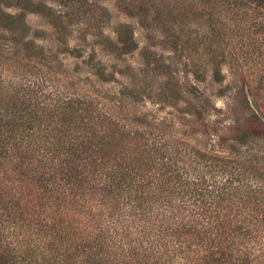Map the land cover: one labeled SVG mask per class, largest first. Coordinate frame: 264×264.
Returning <instances> with one entry per match:
<instances>
[{
	"label": "rangeland",
	"instance_id": "374dc122",
	"mask_svg": "<svg viewBox=\"0 0 264 264\" xmlns=\"http://www.w3.org/2000/svg\"><path fill=\"white\" fill-rule=\"evenodd\" d=\"M32 2L42 12L27 11L25 32L11 34L0 24V80L33 84L49 96L94 98L129 133L139 129V138L145 133L161 151L141 170L153 182L140 194L144 201L110 178L107 163L89 166L85 179L75 182L76 215L104 241L111 263L193 264L205 258L209 264L223 253L220 264H264V211L236 201L205 213L198 195L181 202L154 181L165 161L189 171L192 189L196 183L212 193L214 182L224 180L205 164L196 167L191 158L197 154L244 166L259 183L264 179V131L256 137L246 132L264 121V11L238 0ZM127 27L136 49L122 54ZM136 139L119 148L127 158L120 169L136 168L127 174L129 182L137 173L139 179ZM37 140L43 143L44 136ZM12 154L17 162L20 156ZM222 219L231 220V231L245 226L241 236L219 244L209 230Z\"/></svg>",
	"mask_w": 264,
	"mask_h": 264
},
{
	"label": "trees",
	"instance_id": "16d2710c",
	"mask_svg": "<svg viewBox=\"0 0 264 264\" xmlns=\"http://www.w3.org/2000/svg\"><path fill=\"white\" fill-rule=\"evenodd\" d=\"M238 1L264 11V0ZM5 6H15L22 11L10 14L5 12ZM27 11L40 13L42 9L32 0H0L3 29L15 35L25 32ZM128 29L120 38L122 54L136 49ZM27 47L34 49L32 43ZM216 74L217 82L222 81L219 70ZM32 87L35 86L24 83L17 86L14 82L0 80V264H112L104 241L92 235L90 223L77 216L80 207L76 206L75 182L82 180L89 166L107 163L112 167L110 178L121 179L126 183L123 187L135 190L139 193V201H144L140 194L153 182H146L147 176L144 177L141 170L149 164L145 160L150 159L151 154L161 151L153 141L144 139L145 133L139 138V129L129 133L128 127L103 111L94 98L49 96L43 94L42 89ZM258 125L246 131L248 136L256 137V132L264 131V121H259ZM41 135L43 143L37 140ZM135 138L139 145L135 154L141 155L139 179L137 173L129 182L127 174L136 168L120 169L127 166V158L119 148ZM14 152L20 156L17 162L10 160ZM195 157L191 160L197 163L196 167L205 164V168L217 171L216 175L224 180L214 182L212 193L198 189L196 183L192 189L189 171L181 173L165 161L160 164V174L154 180L161 185L159 190L168 188L170 195L181 202H184L182 199L188 202V194L198 195L201 197L197 199L201 201L200 210L205 213L213 214L220 204L222 208L235 206L236 201L241 202V206L248 203L253 210L264 211V179L259 183L257 175L241 165L233 168L227 161L201 154ZM116 184L119 186L118 181ZM208 200L216 202L214 208L207 205ZM211 225L213 229L209 231L215 230L219 244L240 237L245 228L237 224L231 231L233 223L229 219L212 221ZM224 256L221 253L218 263L213 258L207 263L220 264ZM260 258L264 260V255ZM204 262L205 258L193 264ZM226 264L235 262L229 260Z\"/></svg>",
	"mask_w": 264,
	"mask_h": 264
},
{
	"label": "water",
	"instance_id": "95a60500",
	"mask_svg": "<svg viewBox=\"0 0 264 264\" xmlns=\"http://www.w3.org/2000/svg\"><path fill=\"white\" fill-rule=\"evenodd\" d=\"M251 104H252V107L256 110V112L261 115V112H260L258 106L256 105V103L253 100H251Z\"/></svg>",
	"mask_w": 264,
	"mask_h": 264
}]
</instances>
